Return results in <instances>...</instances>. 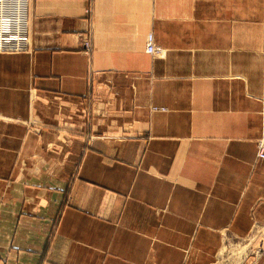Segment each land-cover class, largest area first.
Returning a JSON list of instances; mask_svg holds the SVG:
<instances>
[{"label":"crops","instance_id":"crops-1","mask_svg":"<svg viewBox=\"0 0 264 264\" xmlns=\"http://www.w3.org/2000/svg\"><path fill=\"white\" fill-rule=\"evenodd\" d=\"M262 137L264 0H0V264H215Z\"/></svg>","mask_w":264,"mask_h":264},{"label":"rangeland","instance_id":"rangeland-1","mask_svg":"<svg viewBox=\"0 0 264 264\" xmlns=\"http://www.w3.org/2000/svg\"><path fill=\"white\" fill-rule=\"evenodd\" d=\"M86 42L84 45L85 49L89 50L90 46H86ZM262 139L264 137L259 138L257 143ZM233 245L226 244L224 246L219 260L215 264H242L253 256L264 255V226L258 227L251 237L239 240Z\"/></svg>","mask_w":264,"mask_h":264},{"label":"built area","instance_id":"built-area-1","mask_svg":"<svg viewBox=\"0 0 264 264\" xmlns=\"http://www.w3.org/2000/svg\"><path fill=\"white\" fill-rule=\"evenodd\" d=\"M86 46H90L89 41L86 42ZM88 50V49H87ZM147 51L150 53H157L158 49L155 44L154 34H149L147 37ZM257 157L259 160H264V139L257 143Z\"/></svg>","mask_w":264,"mask_h":264}]
</instances>
